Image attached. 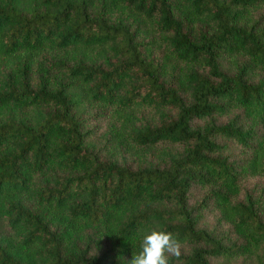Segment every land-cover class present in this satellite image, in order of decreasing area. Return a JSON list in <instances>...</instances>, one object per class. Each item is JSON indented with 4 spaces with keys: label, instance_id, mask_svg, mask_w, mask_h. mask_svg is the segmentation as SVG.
<instances>
[{
    "label": "trees",
    "instance_id": "1",
    "mask_svg": "<svg viewBox=\"0 0 264 264\" xmlns=\"http://www.w3.org/2000/svg\"><path fill=\"white\" fill-rule=\"evenodd\" d=\"M264 264V0H0V264Z\"/></svg>",
    "mask_w": 264,
    "mask_h": 264
},
{
    "label": "clouds",
    "instance_id": "2",
    "mask_svg": "<svg viewBox=\"0 0 264 264\" xmlns=\"http://www.w3.org/2000/svg\"><path fill=\"white\" fill-rule=\"evenodd\" d=\"M181 255L180 240L166 228H152L144 235L141 251L128 264H170V257Z\"/></svg>",
    "mask_w": 264,
    "mask_h": 264
}]
</instances>
